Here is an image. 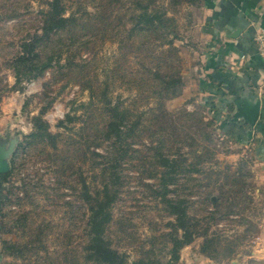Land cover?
I'll use <instances>...</instances> for the list:
<instances>
[{
	"label": "rangeland",
	"instance_id": "rangeland-1",
	"mask_svg": "<svg viewBox=\"0 0 264 264\" xmlns=\"http://www.w3.org/2000/svg\"><path fill=\"white\" fill-rule=\"evenodd\" d=\"M48 1L0 0V149L15 144L0 186V264H111L90 248L98 168L115 145L97 127L106 99L122 111L134 101L123 72L106 85L128 59L141 74V137L110 176V245L125 264L248 262L264 229V169L249 143L223 132L203 94L205 1L65 0L68 15L80 14L58 40L61 63L85 66L18 81L22 43L41 28ZM140 3L141 58H125L121 41Z\"/></svg>",
	"mask_w": 264,
	"mask_h": 264
},
{
	"label": "trees",
	"instance_id": "trees-1",
	"mask_svg": "<svg viewBox=\"0 0 264 264\" xmlns=\"http://www.w3.org/2000/svg\"><path fill=\"white\" fill-rule=\"evenodd\" d=\"M65 0H51L48 1V8L44 9L43 12V21L41 25V30L37 31L29 39L23 41L22 43V52L17 58V71L16 77L20 81L23 77L36 78L42 75L47 68H54L56 65H61V67H67L68 72L70 70L74 72L75 68L84 67L85 64H80L78 61H75L73 57L66 59V66L64 63H61L63 58V44L58 41L63 35L69 36L77 28L72 27V23H75L79 19V14L72 12L68 15L66 12ZM85 19H98L101 15V11L85 12ZM141 3L140 7H132L130 13V28H125L128 32V37L124 38L122 46L127 48L126 53L123 56L126 58L127 55H133L136 53L137 57L141 58ZM84 44V43H83ZM61 46L62 48L58 47ZM129 45V49H128ZM66 50H69L70 47H74L75 44L65 45ZM71 49V48H70ZM65 60V59H64ZM87 61V60H86ZM85 61V62H86ZM118 60L115 61L117 63ZM128 67H125L123 71L119 72L113 69L108 73V76L113 75L112 83L106 82L107 88L113 85L117 79L119 80L120 74L122 73L125 78L129 80L130 89H137L133 98V103L129 106L124 107L123 111L120 110V103L114 104L113 99H106L105 105L107 106V114L105 123L101 125L98 123V132L102 134L105 138L110 139L114 137V146H112L113 151L110 150L109 155L112 158H109L108 161L102 164L98 168V175L102 178L101 185L97 188L96 191V204L94 206V213L92 218V229L91 233L93 234L91 239V250L92 254L96 255V258L100 262H109L111 264H125L124 253H121L114 249L106 235L107 227L111 222V202L112 198L110 197V191L112 184L110 183V176H113L115 173H119L122 169V165L126 160L134 158L136 153L139 152V149L134 147L138 138L141 137V112H139L141 107V102L138 101L141 99V74L137 73L132 65L131 61L128 59ZM19 64V65H18ZM25 65L26 68L22 70V65ZM116 69H118L116 67ZM76 72V71H75ZM107 97V94H106ZM100 108V106L97 105ZM133 109L137 110V113H134ZM135 110V111H136ZM112 114V115H111ZM69 117V115H68ZM45 129L44 126H40L39 130ZM47 132V131H46ZM50 135L47 132V135ZM33 137H36V133L32 134ZM39 136V134H37ZM98 137L100 138L99 134ZM97 156H102V153L99 151L96 152ZM118 160V162L113 163V160ZM164 164L168 165L170 159L164 157ZM124 255V256H123ZM1 258V255H0ZM135 264H167L162 263L161 261L146 262L141 259L138 263Z\"/></svg>",
	"mask_w": 264,
	"mask_h": 264
},
{
	"label": "crops",
	"instance_id": "crops-1",
	"mask_svg": "<svg viewBox=\"0 0 264 264\" xmlns=\"http://www.w3.org/2000/svg\"><path fill=\"white\" fill-rule=\"evenodd\" d=\"M204 1L203 36L207 47L203 61V94L215 118L223 124V132L231 134L241 144L249 143L264 169V62L254 41L256 31L264 28V0ZM247 99L261 100L259 118L253 126L243 119L235 121L233 116L236 102L243 104L249 101ZM247 130L252 131L249 138ZM2 177L0 175V186ZM2 197L0 191V215ZM202 264H264V229L256 252L248 262Z\"/></svg>",
	"mask_w": 264,
	"mask_h": 264
},
{
	"label": "water",
	"instance_id": "water-1",
	"mask_svg": "<svg viewBox=\"0 0 264 264\" xmlns=\"http://www.w3.org/2000/svg\"><path fill=\"white\" fill-rule=\"evenodd\" d=\"M249 100L246 103L239 104L236 102L235 113L233 114L235 121H240L243 119L249 126H253L256 124L261 108V100L254 99ZM239 104V105H238ZM240 119V120H238ZM251 130L246 131L247 138L251 136ZM246 138V142H247ZM15 144L12 142L9 149L6 151H2L0 149V175L7 173L10 169V165L7 162L6 158L12 153Z\"/></svg>",
	"mask_w": 264,
	"mask_h": 264
},
{
	"label": "built area",
	"instance_id": "built-area-1",
	"mask_svg": "<svg viewBox=\"0 0 264 264\" xmlns=\"http://www.w3.org/2000/svg\"><path fill=\"white\" fill-rule=\"evenodd\" d=\"M256 48L259 52V54L262 57V60L264 62V28H259L254 37ZM264 84V82H263Z\"/></svg>",
	"mask_w": 264,
	"mask_h": 264
}]
</instances>
